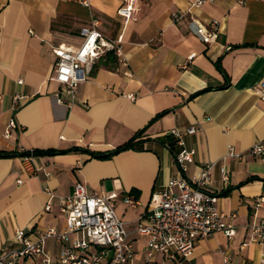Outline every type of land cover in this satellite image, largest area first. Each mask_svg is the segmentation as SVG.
<instances>
[{"label": "crops", "instance_id": "1", "mask_svg": "<svg viewBox=\"0 0 264 264\" xmlns=\"http://www.w3.org/2000/svg\"><path fill=\"white\" fill-rule=\"evenodd\" d=\"M118 1L0 0V153L9 155L0 157V250L12 245L18 229L62 230L57 200L80 183L88 194L117 195L113 206L133 244L134 264H142L146 239L135 233V222L179 174L174 157L180 146L170 131L193 127L194 134L182 137L184 147L195 151L185 175L215 162L208 192L219 198L222 213H236V219L231 240L223 233L199 240L186 264L258 261L264 246H241L253 214L264 220V209L253 207L264 197V164L248 154L253 144H264V101L256 90L264 83V0H212L198 9L191 7L196 0H139L137 19L124 29ZM173 15L181 19L173 21ZM92 20L108 38L123 32L127 66L108 53L92 65L74 102L57 105L53 49H77L79 31ZM192 21H217L216 41L198 40ZM15 95L24 101L13 113ZM9 118L19 128L4 140ZM140 132L134 149L92 156L111 154ZM228 146L243 157L227 158ZM21 150L36 152L35 176L23 169ZM223 170L227 183L220 180ZM124 197L135 205L124 204ZM59 250L54 241L45 245L52 258Z\"/></svg>", "mask_w": 264, "mask_h": 264}, {"label": "built area", "instance_id": "2", "mask_svg": "<svg viewBox=\"0 0 264 264\" xmlns=\"http://www.w3.org/2000/svg\"><path fill=\"white\" fill-rule=\"evenodd\" d=\"M76 1L81 5L87 2ZM211 1L196 0L191 7L198 9ZM118 2L116 16L121 18L124 29L129 22L137 19L139 0ZM180 19V15L172 17L173 21ZM218 25L217 21H209L206 25L192 21L189 27L198 40L209 45L218 37ZM98 27L99 22L92 20L89 26L81 28L79 32L82 42L77 49L64 45L53 49L56 63L51 80L60 88L54 95V103L57 105L69 106L74 102L77 87L86 81L92 65L108 53H112L121 66H127L123 53V32L115 38H108L98 30ZM228 50L230 48L226 47L225 51ZM17 84L21 85L22 80ZM256 90L260 100L264 101V83ZM132 98L130 96V99ZM23 101V97L15 95L11 111L16 112ZM18 128L16 121L9 118L1 137L4 140L13 139V133ZM195 132L196 129L193 127L186 129L185 133L176 129L170 131V136L176 139L180 146V151L174 157L179 174L169 178L152 196L147 209L135 222V233L146 239L142 264H186L199 240L207 239L215 233H223L228 240L235 235L236 213H222L219 209V198L208 192L216 163L204 164L191 178L185 175L188 166L194 163L195 151L184 147L182 137L183 134L192 135ZM20 154H24L20 156L23 169L35 176L37 169L33 167L31 160L34 156L33 151L21 150ZM248 154L264 164V144H253ZM226 157L239 160L243 153L235 152L228 146ZM220 177L223 183L228 182L227 171L223 170ZM116 198V194L108 197L103 194H88L82 184H75L70 195L57 200L65 221L64 228L57 230L55 227H48L34 234L21 229L16 230L12 245L0 250V264H134L133 244L124 226L125 222L113 206ZM123 203L131 207L135 205L133 199L129 197H124ZM253 207L264 209V197L256 198ZM45 210H50L49 202ZM246 228L249 238L241 247L250 244L264 246V220L253 214ZM48 241H54L60 246L55 258L50 257L45 251ZM157 256L161 257L160 262L156 261ZM227 261L224 259L225 263ZM243 264H264V256L256 262Z\"/></svg>", "mask_w": 264, "mask_h": 264}, {"label": "trees", "instance_id": "3", "mask_svg": "<svg viewBox=\"0 0 264 264\" xmlns=\"http://www.w3.org/2000/svg\"><path fill=\"white\" fill-rule=\"evenodd\" d=\"M140 134H141V132L140 133H137L130 141H128L124 145L119 146L118 148H116L111 154H108L106 156L105 155L100 156V155H94V154H92V156H94V157L108 158V157H110L113 154L120 153V152L125 151V150L134 149V147L137 144V141H135V140H137V138L140 136ZM33 154L35 155L36 152L33 151ZM42 154H53V153L52 152H46V153H42ZM20 155H24V154H20ZM5 156H9V155L0 153V157H5ZM221 194H222V196H224V195L227 194V192H224V193H221Z\"/></svg>", "mask_w": 264, "mask_h": 264}]
</instances>
